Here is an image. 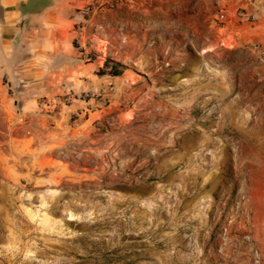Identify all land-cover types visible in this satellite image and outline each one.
I'll use <instances>...</instances> for the list:
<instances>
[{
    "label": "rangeland",
    "instance_id": "374dc122",
    "mask_svg": "<svg viewBox=\"0 0 264 264\" xmlns=\"http://www.w3.org/2000/svg\"><path fill=\"white\" fill-rule=\"evenodd\" d=\"M261 5L58 0L29 28L0 75V264H264Z\"/></svg>",
    "mask_w": 264,
    "mask_h": 264
},
{
    "label": "crops",
    "instance_id": "0c3cea01",
    "mask_svg": "<svg viewBox=\"0 0 264 264\" xmlns=\"http://www.w3.org/2000/svg\"><path fill=\"white\" fill-rule=\"evenodd\" d=\"M235 1V0H234ZM260 12L264 17V0ZM58 0H0V75L21 69L17 61L23 44L21 36L29 28H37L45 20L52 21L51 10ZM55 19V18H54ZM22 74V71H19ZM25 73V72H23ZM97 76L99 80L112 76Z\"/></svg>",
    "mask_w": 264,
    "mask_h": 264
},
{
    "label": "trees",
    "instance_id": "16d2710c",
    "mask_svg": "<svg viewBox=\"0 0 264 264\" xmlns=\"http://www.w3.org/2000/svg\"><path fill=\"white\" fill-rule=\"evenodd\" d=\"M41 2L43 1V2H47V0H40ZM108 64H109V62L108 61H106L105 62V67H108ZM99 74L100 75H106V74H109V75H115V76H118V75H120L121 74V72L120 71H118V70H113V71H110V72H106V71H104V70H100L99 71Z\"/></svg>",
    "mask_w": 264,
    "mask_h": 264
},
{
    "label": "built area",
    "instance_id": "2783aa9c",
    "mask_svg": "<svg viewBox=\"0 0 264 264\" xmlns=\"http://www.w3.org/2000/svg\"><path fill=\"white\" fill-rule=\"evenodd\" d=\"M88 13H89V10H85V9H83V8H80V12H79V15H80V16L84 17V16H86ZM222 16H224V15H222ZM262 62H263V64H264V56H263V58H262Z\"/></svg>",
    "mask_w": 264,
    "mask_h": 264
}]
</instances>
